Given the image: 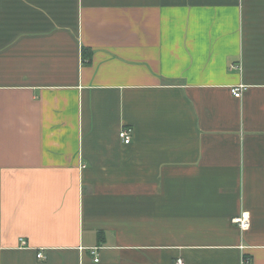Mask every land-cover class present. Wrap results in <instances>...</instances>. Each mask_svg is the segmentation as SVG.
Instances as JSON below:
<instances>
[{
  "label": "crops",
  "instance_id": "0c3cea01",
  "mask_svg": "<svg viewBox=\"0 0 264 264\" xmlns=\"http://www.w3.org/2000/svg\"><path fill=\"white\" fill-rule=\"evenodd\" d=\"M180 259L264 264V0H0V264Z\"/></svg>",
  "mask_w": 264,
  "mask_h": 264
},
{
  "label": "built area",
  "instance_id": "2783aa9c",
  "mask_svg": "<svg viewBox=\"0 0 264 264\" xmlns=\"http://www.w3.org/2000/svg\"><path fill=\"white\" fill-rule=\"evenodd\" d=\"M244 86H236L233 87L232 92L235 96L237 97H241L242 96V92H243ZM119 136L122 139V141L125 144H129L132 141L133 138V129L131 127H123L120 132H119ZM233 221L241 228V229H248L250 227V217H249V212L248 211H243L242 214L240 216H237L236 218L233 219ZM97 248H92L91 252L92 254L96 255L95 257V261H99V256L97 253ZM43 253L39 252L38 253V257H43ZM245 264H253L252 261H243ZM179 263H183V260H179Z\"/></svg>",
  "mask_w": 264,
  "mask_h": 264
},
{
  "label": "trees",
  "instance_id": "16d2710c",
  "mask_svg": "<svg viewBox=\"0 0 264 264\" xmlns=\"http://www.w3.org/2000/svg\"><path fill=\"white\" fill-rule=\"evenodd\" d=\"M89 49V48H88ZM87 48H85L84 50H85V53H84V55H85V57H87L88 58V61H90L91 60V56H92V50L91 49H89V52L88 53H86V50H88Z\"/></svg>",
  "mask_w": 264,
  "mask_h": 264
}]
</instances>
